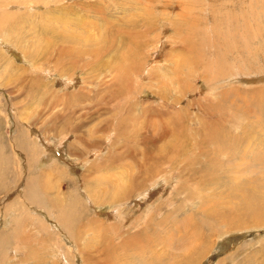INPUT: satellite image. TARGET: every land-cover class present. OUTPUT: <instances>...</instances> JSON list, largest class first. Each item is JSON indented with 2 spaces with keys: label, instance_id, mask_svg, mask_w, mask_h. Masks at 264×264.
Wrapping results in <instances>:
<instances>
[{
  "label": "rangeland",
  "instance_id": "obj_1",
  "mask_svg": "<svg viewBox=\"0 0 264 264\" xmlns=\"http://www.w3.org/2000/svg\"><path fill=\"white\" fill-rule=\"evenodd\" d=\"M263 199L264 0H0V264H264Z\"/></svg>",
  "mask_w": 264,
  "mask_h": 264
},
{
  "label": "bare ground",
  "instance_id": "obj_2",
  "mask_svg": "<svg viewBox=\"0 0 264 264\" xmlns=\"http://www.w3.org/2000/svg\"><path fill=\"white\" fill-rule=\"evenodd\" d=\"M231 25H232V24H231ZM183 34H184V33H183ZM185 45H186V44H185ZM11 46H12V45H11ZM62 46H63V45H62ZM64 46H65V45H64ZM246 47H247V46H246ZM68 49H69V48H68ZM249 50H250V49H249ZM68 54H69V53H68ZM250 54H251V53H250ZM91 55H92V54H91ZM201 55H202V54H201ZM186 58H187V57H186ZM67 59H68V58H67ZM155 60H156V59H155ZM244 62H245V61H244ZM191 68H192V67H191ZM210 68H211V67H210ZM217 72H218V71H217ZM109 76H110V75H109ZM137 76H138V75H137ZM157 79H158V78H157ZM63 81H64V82H72V79H63ZM117 81H118V80H117ZM72 84H73V83H72ZM113 84H114V83H113ZM103 87H104V86H103ZM214 87H215V86H214ZM76 91H77V90H76ZM213 96H214V95H213ZM223 102H224V101H223ZM230 106H231V104H230ZM228 110H229V109H228ZM78 115H79V114H78ZM81 116H82V115H81ZM83 116H84V115H83ZM255 137H256V136H255ZM218 139H220V138H218ZM228 148H229V147H228ZM229 150H230V148H229ZM227 152H229V151L227 150ZM231 152H232V151H231ZM231 154H232V153H231ZM231 154H230V155H231ZM70 155H71V154H70ZM224 156H225V155H224ZM240 157H241L240 160H241L242 162L245 163V158H246V157H244L243 155L240 156ZM227 159H228V158H227ZM237 164H238V163H237ZM237 164H236V165H237ZM242 164H243V163H242ZM242 164H240V165H242ZM236 165H235V166H236ZM238 166H239V165H238ZM238 166H237V167H238ZM237 167H236L235 172H236L237 174H239V173L242 174V173H241L242 171H240ZM233 168H234V167H233ZM177 169H179V168H177ZM243 169H244V168H243ZM170 170H171V169H170ZM231 171H232V170H231ZM137 172H138V171H137ZM140 172H141V171H140ZM138 173H139V172H138ZM163 173H164V172H163ZM240 174H239V175H240ZM158 175H159V174H158ZM230 175H231V174H230ZM239 175H234V176L231 175V176L234 178V180H235L236 182H238V181L241 179V177H243L242 175H240V176H239ZM244 175H245V174H244ZM156 176H157V175H156ZM231 176H230V177H231ZM150 177H152V179H153V176L149 175V178H150ZM160 177H161V176H160ZM246 178H247V177H246ZM246 178H245V179H246ZM229 179H230V178H229ZM232 180H233V179H232ZM245 181H246V180H245ZM149 182H150V181H149ZM151 182H152V181H151ZM240 182H241V181H240ZM130 183H131V181H130ZM232 183H233V182H232ZM124 184H126V183H124ZM124 184H123V185H124ZM238 184H239V183H238ZM240 184H241V183H240ZM240 184H239V188L241 187ZM152 185H153V184H152ZM235 186H236V185H235ZM237 187H238V186H237ZM235 188H236V187H235ZM135 190H136V189H135ZM234 190H235V189H234ZM237 191H239V190L237 189ZM237 191H236V192H237ZM137 192H138V191H137ZM241 193H242V192H241ZM243 193L245 194V196H246V193H247L248 195L250 194L249 190H247L246 193H245V192H243ZM253 197H254V195H253ZM96 198H97V197H96ZM259 199H260V197H259ZM240 200H241V199H240ZM245 201H246V200H245ZM262 202H263V204H264V199H263V200H257V202H256V207L253 209V212H255V213L260 212V208H261ZM263 212H264V210H263Z\"/></svg>",
  "mask_w": 264,
  "mask_h": 264
}]
</instances>
